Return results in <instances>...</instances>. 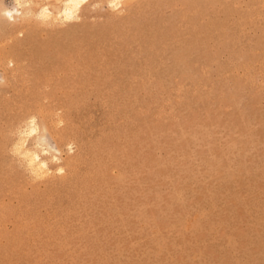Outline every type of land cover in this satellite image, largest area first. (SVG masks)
Returning <instances> with one entry per match:
<instances>
[{
  "label": "rangeland",
  "instance_id": "1",
  "mask_svg": "<svg viewBox=\"0 0 264 264\" xmlns=\"http://www.w3.org/2000/svg\"><path fill=\"white\" fill-rule=\"evenodd\" d=\"M24 2L0 15V264H264V0Z\"/></svg>",
  "mask_w": 264,
  "mask_h": 264
},
{
  "label": "clouds",
  "instance_id": "2",
  "mask_svg": "<svg viewBox=\"0 0 264 264\" xmlns=\"http://www.w3.org/2000/svg\"><path fill=\"white\" fill-rule=\"evenodd\" d=\"M81 2L86 3L87 0H81ZM29 6H30V4L25 3L24 0H16V8L15 9H12V10L4 9L3 12L0 13V15H2L4 18H6L10 23H15V18L19 17L21 15L19 10L24 9L26 7H29ZM10 66H11V62H10ZM4 84H5V80L3 79V77H0V85H4ZM26 125H27V131L21 133L22 138H24L25 140L36 136L38 131H39V129L36 127L37 118L35 116L29 117V119L26 121ZM41 143H44L43 139L41 140ZM38 147H39V145H38ZM67 147H68L69 151H71L73 148L72 145H68ZM50 153L56 154V155H53V157H52V160L54 163H57V164L62 163L61 160L56 159V156L61 155V153L57 149L52 148L48 145H45V149L43 150L42 155H48ZM17 154L19 155L20 153H17ZM22 158L26 159L27 157H22ZM35 159H37V157H33L32 161H34ZM32 161H30V163H29L30 167H31ZM41 167L46 168L47 164L46 163L41 164ZM63 171H64L63 168L58 169V172L61 174L63 173Z\"/></svg>",
  "mask_w": 264,
  "mask_h": 264
},
{
  "label": "bare ground",
  "instance_id": "3",
  "mask_svg": "<svg viewBox=\"0 0 264 264\" xmlns=\"http://www.w3.org/2000/svg\"><path fill=\"white\" fill-rule=\"evenodd\" d=\"M82 5V2L81 0H64L63 2V6L61 7V10L59 12H57L60 16H63L65 19L69 20V19H72L73 16H74V13L77 12V10H79V8L81 7ZM56 13V14H57ZM44 14L45 15H50L52 14V12L46 8L44 10ZM55 14V15H56ZM54 15V14H53ZM54 15V16H55ZM58 16V15H56ZM55 16V18H56ZM45 17V16H44ZM51 16H49L50 18ZM46 18V17H45ZM48 18V19H49ZM27 128V127H26ZM32 152V151H31ZM28 153V152H27ZM29 154V157H30V160L32 161V158L33 157H37V159H35L34 161H32L33 163H35L37 160H38V155L36 153H28ZM44 164L42 161H38L37 164ZM35 172V171H34Z\"/></svg>",
  "mask_w": 264,
  "mask_h": 264
}]
</instances>
